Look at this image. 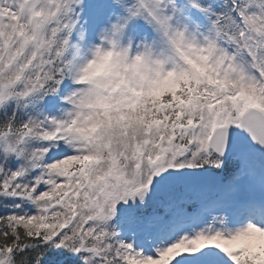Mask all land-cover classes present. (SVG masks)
Returning <instances> with one entry per match:
<instances>
[{
    "label": "snow or ice",
    "instance_id": "snow-or-ice-1",
    "mask_svg": "<svg viewBox=\"0 0 264 264\" xmlns=\"http://www.w3.org/2000/svg\"><path fill=\"white\" fill-rule=\"evenodd\" d=\"M0 264H264V0H0Z\"/></svg>",
    "mask_w": 264,
    "mask_h": 264
}]
</instances>
